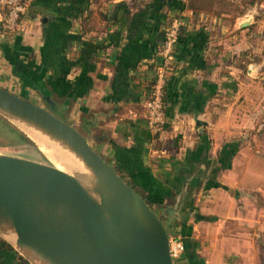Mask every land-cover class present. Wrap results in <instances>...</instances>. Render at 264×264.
Returning <instances> with one entry per match:
<instances>
[{"label": "crops", "instance_id": "obj_1", "mask_svg": "<svg viewBox=\"0 0 264 264\" xmlns=\"http://www.w3.org/2000/svg\"><path fill=\"white\" fill-rule=\"evenodd\" d=\"M252 14L237 27L238 14L193 12L187 0H35L17 33H0V85L87 135L154 209L185 187L171 231L178 264H264V56L240 58L264 28ZM172 18L182 35L158 147L144 89ZM19 255L1 247L0 264Z\"/></svg>", "mask_w": 264, "mask_h": 264}, {"label": "water", "instance_id": "obj_2", "mask_svg": "<svg viewBox=\"0 0 264 264\" xmlns=\"http://www.w3.org/2000/svg\"><path fill=\"white\" fill-rule=\"evenodd\" d=\"M235 21L252 22V7ZM0 116L85 163L62 168L0 152V237L30 264H175L171 231L185 187L154 209L87 135L50 109L0 85Z\"/></svg>", "mask_w": 264, "mask_h": 264}, {"label": "built area", "instance_id": "obj_3", "mask_svg": "<svg viewBox=\"0 0 264 264\" xmlns=\"http://www.w3.org/2000/svg\"><path fill=\"white\" fill-rule=\"evenodd\" d=\"M35 0H0V33L8 36L17 33L23 25L25 16ZM180 21L172 18L163 29V38L157 50L162 65L157 67L152 81L144 89L145 120L153 134V139L162 147L169 140L166 129L167 119L163 105L164 85L170 59L178 40ZM171 243L173 253L178 251V242Z\"/></svg>", "mask_w": 264, "mask_h": 264}, {"label": "rangeland", "instance_id": "obj_4", "mask_svg": "<svg viewBox=\"0 0 264 264\" xmlns=\"http://www.w3.org/2000/svg\"><path fill=\"white\" fill-rule=\"evenodd\" d=\"M223 8L227 10V15L224 17H228V15H236L243 12L246 8L252 7L255 10V18L256 22L255 24H260L264 21V0H255L253 3H249L248 0H225V1H219ZM262 20V21H261ZM253 23V24H254ZM256 40L254 43L251 42L254 46H249L244 49V53L242 51L240 52V58L245 60H252L254 62H258L263 56H264V28L260 29L258 28V31H256V35L254 37ZM249 58V59H248ZM264 85V84H262ZM263 88V86H262ZM25 98V97H24ZM27 136V135H26ZM34 139L29 136H27V142H31L33 146L31 147H22L19 145H16L18 143H21L22 141H14L11 136L7 135L3 130L0 128V152H6V153H12V154H18L30 158H35L38 160L50 162L53 164H56L62 168H64V165H62L60 162H57L55 159H53V156L50 154V150L48 148L43 149L41 145H39L35 140V143L33 141ZM49 154V155H48ZM125 180L127 178L125 177ZM134 188V185H133ZM172 234H171V243L172 241ZM180 251H177L174 253V262L175 264H178Z\"/></svg>", "mask_w": 264, "mask_h": 264}, {"label": "trees", "instance_id": "obj_5", "mask_svg": "<svg viewBox=\"0 0 264 264\" xmlns=\"http://www.w3.org/2000/svg\"><path fill=\"white\" fill-rule=\"evenodd\" d=\"M220 0H187V6L190 8L193 12H205V13H211L218 16H225L227 15V10L223 8L222 4L219 2ZM225 1V0H221ZM232 1V0H231ZM255 0H248L249 3H253ZM181 29H179L178 33V40L180 38ZM10 35H13V33ZM244 53V51H242ZM164 91V89H163ZM163 105H164V111L166 116V108H165V93L163 94ZM0 128L3 130L7 135L11 136L14 141H22L24 142L27 140V136L25 133H23L20 129L15 127L13 124H11L8 120H6L4 117L0 116ZM158 147H160L161 143L156 142ZM121 172V169H119ZM123 178L125 176L121 174ZM127 182L133 187L134 181L127 180ZM139 192V191H138ZM149 203L148 199L145 197V195L142 192H139ZM6 247L8 249H13V247L4 239L0 237V248ZM19 263L20 264H28L27 261L23 258V256L19 255Z\"/></svg>", "mask_w": 264, "mask_h": 264}, {"label": "bare ground", "instance_id": "obj_6", "mask_svg": "<svg viewBox=\"0 0 264 264\" xmlns=\"http://www.w3.org/2000/svg\"><path fill=\"white\" fill-rule=\"evenodd\" d=\"M30 136L43 147V149L48 148L50 150L51 156H53V159H55L57 162H60L62 165H64L66 168H82L85 167V163L82 159L78 158L76 155H74L70 151L60 150L53 147H50L47 143L44 137L40 136L38 133H30ZM49 155V154H48Z\"/></svg>", "mask_w": 264, "mask_h": 264}]
</instances>
